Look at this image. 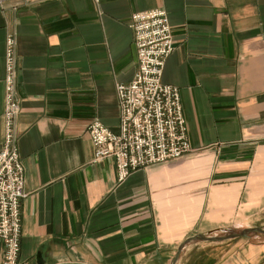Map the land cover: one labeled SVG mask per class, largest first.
I'll list each match as a JSON object with an SVG mask.
<instances>
[{
  "label": "crops",
  "instance_id": "obj_1",
  "mask_svg": "<svg viewBox=\"0 0 264 264\" xmlns=\"http://www.w3.org/2000/svg\"><path fill=\"white\" fill-rule=\"evenodd\" d=\"M163 10L192 151L117 182L87 128L117 133L118 83L137 70L133 13ZM15 40L16 144L24 166L19 262L170 264L197 234L264 227V0H0ZM264 237V236H263ZM0 240V263L3 256ZM177 264H264V239L197 242Z\"/></svg>",
  "mask_w": 264,
  "mask_h": 264
},
{
  "label": "built area",
  "instance_id": "obj_2",
  "mask_svg": "<svg viewBox=\"0 0 264 264\" xmlns=\"http://www.w3.org/2000/svg\"><path fill=\"white\" fill-rule=\"evenodd\" d=\"M128 27L133 32L137 70L131 82L115 86L118 132L110 131L98 121H93L87 128L94 147V161L112 158L118 183L138 169L178 159L192 151L179 90L162 82L165 62L174 50L166 12L133 13ZM16 77L15 40L8 36L3 77L4 137L0 148V240L4 247L0 264H29L18 261L20 205L26 194L25 171L15 133V122L20 113Z\"/></svg>",
  "mask_w": 264,
  "mask_h": 264
},
{
  "label": "water",
  "instance_id": "obj_3",
  "mask_svg": "<svg viewBox=\"0 0 264 264\" xmlns=\"http://www.w3.org/2000/svg\"><path fill=\"white\" fill-rule=\"evenodd\" d=\"M264 227L257 228H236V229H221L204 234H197L190 238H187L177 249L170 264H177L180 254L184 248L191 244L204 241H224L237 237H246L248 239H254L255 237H262L264 239Z\"/></svg>",
  "mask_w": 264,
  "mask_h": 264
}]
</instances>
